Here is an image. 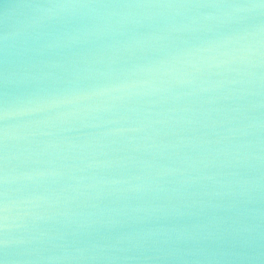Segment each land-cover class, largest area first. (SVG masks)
Segmentation results:
<instances>
[{
  "label": "water",
  "instance_id": "1",
  "mask_svg": "<svg viewBox=\"0 0 264 264\" xmlns=\"http://www.w3.org/2000/svg\"><path fill=\"white\" fill-rule=\"evenodd\" d=\"M0 107L9 264H264L260 0H0Z\"/></svg>",
  "mask_w": 264,
  "mask_h": 264
},
{
  "label": "snow or ice",
  "instance_id": "2",
  "mask_svg": "<svg viewBox=\"0 0 264 264\" xmlns=\"http://www.w3.org/2000/svg\"><path fill=\"white\" fill-rule=\"evenodd\" d=\"M260 5L264 6V0H260ZM30 5L27 4H19L17 7H27ZM7 111L3 107H0V118L6 117ZM7 136V131L6 129H0V140L3 138H6ZM3 172V168L0 167V173ZM0 197H6V193H0ZM6 211V205H3L0 207V212ZM7 220L6 216L0 215V251L6 250L9 244V241L6 237V234L2 231L7 227V224L5 223ZM0 264H9L6 256H0Z\"/></svg>",
  "mask_w": 264,
  "mask_h": 264
}]
</instances>
